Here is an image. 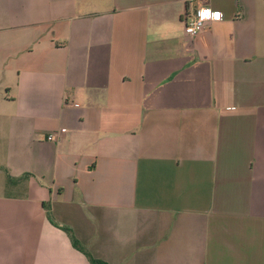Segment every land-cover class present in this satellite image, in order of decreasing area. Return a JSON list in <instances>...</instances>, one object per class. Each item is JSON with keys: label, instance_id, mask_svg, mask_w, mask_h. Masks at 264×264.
Returning <instances> with one entry per match:
<instances>
[{"label": "crops", "instance_id": "0c3cea01", "mask_svg": "<svg viewBox=\"0 0 264 264\" xmlns=\"http://www.w3.org/2000/svg\"><path fill=\"white\" fill-rule=\"evenodd\" d=\"M73 238L264 264V0H0V264H91Z\"/></svg>", "mask_w": 264, "mask_h": 264}, {"label": "built area", "instance_id": "2783aa9c", "mask_svg": "<svg viewBox=\"0 0 264 264\" xmlns=\"http://www.w3.org/2000/svg\"><path fill=\"white\" fill-rule=\"evenodd\" d=\"M201 8H210V7L201 6L198 9H196V11L194 12V14L191 17L185 19V21H184V24H185L184 33H185V35H187L189 37H196L199 34H201L204 31V29L208 25H210L211 23L217 22V21H222L224 19V16L222 14V16L220 17L219 20H204L201 23L200 18L197 15V13L200 11ZM210 9H212V8H210ZM212 11L222 13V12L215 10V9H212ZM56 139H57V136L55 134H50L48 136V140H50V141H55Z\"/></svg>", "mask_w": 264, "mask_h": 264}, {"label": "clouds", "instance_id": "9594fccd", "mask_svg": "<svg viewBox=\"0 0 264 264\" xmlns=\"http://www.w3.org/2000/svg\"><path fill=\"white\" fill-rule=\"evenodd\" d=\"M200 18V22L202 23L204 20H219L222 16V13L213 12L210 8H201L197 13Z\"/></svg>", "mask_w": 264, "mask_h": 264}, {"label": "trees", "instance_id": "16d2710c", "mask_svg": "<svg viewBox=\"0 0 264 264\" xmlns=\"http://www.w3.org/2000/svg\"><path fill=\"white\" fill-rule=\"evenodd\" d=\"M66 231H67V229H66ZM68 232H70V231L68 230ZM73 241H74L73 242L74 247L77 248L78 250H80L81 252H83L88 257L91 264H108L103 260L94 258L84 247H82L80 245V243L75 238H73Z\"/></svg>", "mask_w": 264, "mask_h": 264}]
</instances>
